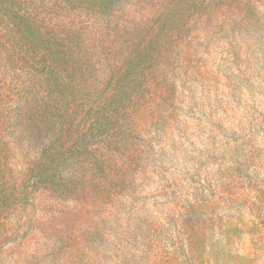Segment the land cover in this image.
<instances>
[{
  "label": "rangeland",
  "instance_id": "rangeland-1",
  "mask_svg": "<svg viewBox=\"0 0 264 264\" xmlns=\"http://www.w3.org/2000/svg\"><path fill=\"white\" fill-rule=\"evenodd\" d=\"M0 264H264V0H0Z\"/></svg>",
  "mask_w": 264,
  "mask_h": 264
},
{
  "label": "trees",
  "instance_id": "trees-1",
  "mask_svg": "<svg viewBox=\"0 0 264 264\" xmlns=\"http://www.w3.org/2000/svg\"><path fill=\"white\" fill-rule=\"evenodd\" d=\"M212 0H207L208 3H210ZM243 1H246V0H217V2H219L221 5H225V4H235V3H238V4H242ZM253 2H256V0H252ZM119 188V186H118ZM120 188H122L120 186Z\"/></svg>",
  "mask_w": 264,
  "mask_h": 264
}]
</instances>
